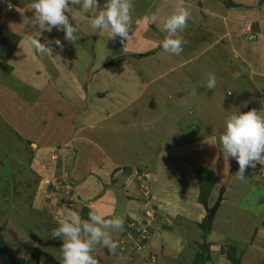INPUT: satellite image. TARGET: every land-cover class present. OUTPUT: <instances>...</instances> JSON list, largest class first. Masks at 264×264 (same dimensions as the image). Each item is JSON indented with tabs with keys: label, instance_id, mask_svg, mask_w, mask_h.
<instances>
[{
	"label": "rangeland",
	"instance_id": "1",
	"mask_svg": "<svg viewBox=\"0 0 264 264\" xmlns=\"http://www.w3.org/2000/svg\"><path fill=\"white\" fill-rule=\"evenodd\" d=\"M229 1V5L226 4L228 0H214L210 3L203 2V0H186V3L218 9L219 3L222 2L223 6L220 7L222 11L235 12L238 15L246 14L245 9L233 11L231 5H234L233 2L247 4L250 0ZM231 1L233 2L231 3ZM33 2L34 0H0V9L3 8L4 11V7L9 6L13 9L7 10L6 14L24 10L25 16L31 17ZM132 2L134 5L131 26L132 39L128 43L127 41L121 43L119 37L114 40L109 39L107 31L101 34L92 33L94 30L91 27V21L98 10L93 9L85 12L81 5H76L72 6L71 12L74 20H71L70 17L71 22L79 28L77 35L80 39L75 44L66 41L64 32L57 31L55 28L51 31L52 36H49L44 25L35 28L31 25H23L36 35L39 34L41 43L51 41L52 43L48 45L52 50L51 53L37 54L34 51L30 54L22 53L17 61L7 64L13 66L12 69L10 65L7 70L3 69L5 74L10 71L9 75L4 76L1 71L3 62L0 63V77L5 85L1 91L3 94H0V234L7 250L17 257H24L25 264H36L37 261L38 264H52L44 256L39 255L35 258L30 256L31 252L36 249L42 250L56 263L63 264L62 240L56 238L53 241V229L48 228L49 223L43 219L36 225H31L32 219H26L18 214L28 212L30 197H33L31 191L35 190L31 189L30 191L31 185L18 183V181L25 178L23 176L25 174H34L29 170V162L32 158L30 155L32 151L27 143L29 140L36 141L37 144L44 143L53 146L61 144L66 131L64 125H69L68 120L74 110V108H70L67 89L77 78L86 86L89 109L97 108L103 114L112 113L113 115L112 119H107L97 126L104 129L105 136L115 138L114 144L118 152L124 148V159L136 163L134 176L138 183L137 186L142 189L139 198L141 199L140 210L144 212L142 216L145 221H153L159 217L156 214L158 210L154 204L153 188L154 190L161 189L160 183L163 181L162 185L166 187V193L161 197L164 206H176L177 200L173 195L178 188L176 186L180 187V182H176L178 176L174 173L168 174L162 180L158 179L157 175L152 176L149 172L144 173V168L146 171L147 169L143 166V161H150L154 164L159 161L163 166L164 162L166 163L172 158L168 167L164 169L168 171L174 167L175 162L179 163V160L175 161L174 159L176 153L174 148L178 146L177 142L182 140L183 133L188 130L189 134H192L191 130L199 128V135L206 137L207 135L204 133L208 131L207 126H203L202 123L205 120L211 121L212 114H217L215 119L218 122L220 117L223 119V112L227 110V106H231L233 111L245 107L248 109L247 111L253 108L258 111L264 110V89L261 91L262 98L255 100L257 84L254 85V83H261L260 81L263 80V78L260 79L261 76H258L259 73L255 69L260 68L264 63V54L257 53L264 49V45H256L250 42L251 38H249L255 33L259 36V42L264 39V26L260 24V28H258L259 18L264 17V9L260 7L261 5L264 7V0L256 3L253 1L254 5L260 9L257 18H254V14L245 18H235L239 23L227 21L226 25L221 19L210 15V12L200 10L198 14L196 9L188 6L192 15L186 29L180 33L186 43L179 55L166 53L161 46L167 35L163 26L164 21L173 13L176 7L174 3H177V0H154L152 3L150 0H132ZM100 9L102 8L100 7ZM153 14L158 17L155 23L150 19ZM219 14L222 15L223 12ZM236 14H231L232 18ZM200 15L203 18H208L211 23L208 26H202ZM147 20L150 21V24H147ZM18 22L19 19H11L9 24L11 23L10 26L15 29ZM7 24L8 22H5V25ZM0 27H2V31L5 29L4 25H0ZM226 28L229 29V36H223L219 41L217 38L224 33ZM42 32L45 35H42ZM0 33L2 32L0 31ZM6 33L4 31V34ZM57 39L63 44L62 49L55 44ZM142 49L148 51L144 56H140V53L136 52V50ZM233 54L236 57L232 59ZM259 55H262V58H259ZM244 56L250 60V66L247 71L242 73L243 70L239 64L240 58ZM231 60H234L233 63ZM154 63H160V65H154ZM169 67L171 70H167ZM207 73H214L217 78L214 90H209L206 87ZM236 73H239L238 78L234 77ZM34 83L44 86L42 88L32 87ZM193 90L196 92L195 95L192 94ZM180 91L192 101L178 102L181 97V93H178ZM168 92L175 93V95L168 98ZM16 96L17 98L22 97L23 100L17 102ZM234 98H239L241 101L231 104ZM247 99H250V102H246ZM17 103L20 106L23 105L22 110L28 103L30 106L28 118L13 116L11 110L16 109ZM197 103L199 106H194ZM215 107L218 112L215 111ZM141 110L143 112H139ZM245 110L242 112H246ZM125 114L131 115L132 118L120 119ZM140 114H145L144 117L150 116V118H141ZM134 115L138 117L133 118ZM53 120L55 123L52 122ZM131 123L134 125L132 126ZM208 133L210 136L212 135V132ZM128 138L129 140L126 142ZM126 143L129 147L126 146ZM202 143L203 140L199 143L195 141L192 148H196ZM160 144L172 149L162 148L163 146ZM179 151L180 149L177 150V152ZM57 153L55 151L51 155L56 156ZM201 155L202 151L199 148L196 149L194 156L200 157ZM51 159L53 160L52 156ZM142 174H145L144 177L141 176ZM44 178L47 181H44L42 191H46V186L51 182L50 176ZM56 179L62 183L59 177ZM254 181L250 184L249 190L244 191L245 195L240 201L242 204L247 201L251 204L257 202V206H261L262 200H264V187L260 188L262 186L256 185ZM49 187L52 188V186ZM61 189L60 185H57V188L53 187L52 189L53 194L49 191L56 204L55 209H60L63 205L67 206L69 202L72 204L74 201L69 195L70 190L67 191L63 188L61 191ZM37 190H41V188H37ZM258 197L260 199H257ZM63 200L67 201L62 202ZM22 207L27 211L21 210ZM245 207L253 209L252 206L245 205ZM169 210L173 211L170 208L165 209L167 214L162 216V221L168 225H174L176 221L174 216L177 213H168ZM223 212L226 214L227 208H223ZM184 214L193 221L187 224L190 233L185 239H189L186 240L189 242L180 244L185 256L181 255L176 260H172V258L170 260L174 264L175 261L189 264L188 257L190 256L191 260H197L198 264H205L201 258L200 260L193 258V251L197 248L196 243L199 244L198 242H200L198 249L203 250L206 241L204 238L202 241L199 240V230L195 226L197 220L192 218L193 215L188 212ZM216 217L221 219L223 216L219 213ZM38 218L35 217L34 220H38ZM205 219H202L203 224L200 225L204 228H201L204 232ZM135 222L140 223L141 221L138 219ZM140 235L138 236L140 239L145 237V227L140 231ZM136 237L135 235L137 240L138 237ZM133 239L131 236L123 235L120 236L119 242L123 240V245L128 244L130 253L136 249L137 256H140V249H143V245L132 249L131 240L133 241ZM192 241L193 243H190ZM226 247H230L232 250L235 248L231 244ZM99 248V246L96 247V251ZM95 258L99 257L95 255ZM99 262L103 264L102 261ZM107 264L114 263L110 259Z\"/></svg>",
	"mask_w": 264,
	"mask_h": 264
},
{
	"label": "crops",
	"instance_id": "2",
	"mask_svg": "<svg viewBox=\"0 0 264 264\" xmlns=\"http://www.w3.org/2000/svg\"><path fill=\"white\" fill-rule=\"evenodd\" d=\"M153 1L154 0H150L151 3ZM205 1L210 3V1L213 2L214 0H203V2ZM253 1L256 3L260 0H250L247 4L231 1L234 5H245L243 6L244 8H231L233 11L236 9H245L246 14L244 15H238L235 12L229 13V11L227 12L226 10L222 11V8H220L223 6L222 2L219 3L218 9L196 6L189 3H186V5L196 9L198 14L200 10L210 12V15L217 19H221L226 25L227 21L239 23L235 18H245L246 16H253V14L254 18H257V13L260 12V9L254 5L255 3ZM174 4L176 5L177 3ZM260 7L264 9L262 5ZM4 8V11L3 8L0 9V25H4L5 27L3 31L1 30L2 27H0V31L2 32L0 33V39L4 37V31H8L19 37V41L7 61L8 63H14V61L19 59L20 54H30V52H35V50L26 45L25 40L27 36L38 38L39 34L36 35L32 30L23 26V20L21 19L26 17L24 10H21V12L20 10H17L18 12L14 14L9 13L8 15V13L6 14V11L13 8L9 6ZM220 12H223V14H219ZM212 13H215L216 15ZM231 14L236 15L232 18L233 15L231 16ZM11 19H19V22L16 23L15 29L10 26L12 25L11 23L9 24ZM200 19L202 21V26H208L211 23L208 18H203L201 15ZM259 19L258 28H260V24L264 26V17H260ZM5 22H8V24L5 25ZM147 24H150L149 20H147ZM262 26L261 28H263ZM41 34L45 35L44 32ZM47 34L52 36V32H48ZM229 34V29L226 28L224 33L217 39L220 41V38L223 36H229ZM249 38H251L250 42L255 43L256 45H264V39L259 42V36L255 33ZM244 40L246 41V39ZM136 52L140 53V56H144L148 53V51L144 49L136 50ZM257 53L264 54V49H261ZM233 55L231 56L232 59L236 57L235 54ZM259 56V58H262V55ZM233 61L234 60H231V63H233ZM0 63L2 64V61H0ZM9 65H7L6 62H3V65L1 66L3 76L10 74V71L6 72V74L3 72V69L7 70V67L10 68L11 65ZM154 65H160V63H154ZM5 66L7 67L5 68ZM239 66L242 67V73H244V71H247L250 66V60H248L246 56L240 58ZM12 67L13 66H11V69ZM167 70H171V68L169 67ZM255 70L259 73L258 76H261L260 79L263 78V80L260 81L261 83H254V85L257 84V94H255L257 98L255 100H258V98H262L261 91L264 89V63L260 68H256ZM4 86L2 77H0V94H3L1 91H3ZM43 86L44 85H38L36 83L32 85V87L37 88H42ZM69 86L70 87L67 89V92L69 93L67 98L71 104L70 108H74V110L69 117V125H64L66 131L61 140L62 142H60L61 144L53 146L45 145L44 143L37 144L36 141L34 142L32 140L27 142L32 151L30 154L32 158L29 162V170L34 172V174L23 175L25 178H21L18 183H25L29 186L31 185L29 188L30 191L31 189L35 190L34 192L31 191L33 197H30V207L28 212L18 213L21 217L24 216L26 219H32V222L30 223L31 225H36L41 220L45 219L49 223L48 228L55 229L59 227V221L72 213H76L81 218L80 214L82 209H86L88 213L91 211L102 214L106 218L119 216L124 221L123 227L110 230L113 240L118 242L119 247L113 252L109 251L107 247L99 246V250H95L96 257H99V260L97 259L98 264H100L99 261H102L103 264H107L110 259L114 264H161V262L162 264H174L170 258L176 260V258L181 255L185 256L181 247L183 244L189 242L186 241L189 239H185L190 233L187 224H189L190 221H193L185 216L184 213L188 212L190 215H193V219L195 218L197 220L195 226L199 230V240L202 241L205 239L206 241L203 250L198 249L200 242H198L199 244L196 243L197 248L193 251V258H199V260L201 258V260L205 261V264H231L225 254V251L231 247L227 248L226 245L231 244L235 247L233 250L230 249L233 251L234 258L238 260L236 264H264V200H262L263 202L261 206H257V202L251 204L247 201L242 204V201H240L245 195L244 191L246 189L249 190L250 184L253 183V180H255L254 183L256 185L262 186L260 188L264 187V171H262L264 165L257 164L255 168H248L245 172V178L243 180L237 179L234 175L238 171L239 165L234 159H229L228 161L224 160L221 152L222 146L219 141L221 134L225 130L226 118L233 112H242L246 107L238 111H233L234 109L231 106H227V110L223 112V119L220 117L218 122L215 119L217 114H212L213 119L211 121L205 120L202 123L203 126H207L208 131L204 133L207 135L206 137H201L199 135V128L191 130L192 134H189L190 132H188V130L184 133L182 132L184 136L180 142H177L178 146L174 148L176 151L174 159L175 161L179 160V163L175 162L174 167L170 170L165 171L164 169L168 167L172 158L166 161V163L164 162L163 166H161L159 161L155 164L150 161H143L142 164L147 169L146 171L144 168V173L149 172L152 176L157 175L160 180L168 174L174 173L178 176L176 182H180V187L176 186L178 188L173 195L177 200V204L176 206L174 205L170 207L164 206V203L162 202L161 197L166 193V187L162 185L163 181L160 183L161 189L154 190L151 185V188H153L154 204L156 205V210H158L156 214H158L159 217H156L153 221H145L142 216L144 212H141L140 210L141 199L139 198L142 189L137 186L138 183L134 176L136 172V163L124 159V148H121V152H118L114 144L115 138L105 136L106 133L103 132L104 129L97 126L98 124L100 125L104 121H107V119H112V113L103 114L101 111H98L97 108L93 110L89 109L86 86L78 78ZM13 93L16 95L15 92ZM178 93H181L178 102L187 103L192 101L182 91ZM167 94L168 98L175 95V93L172 92H168ZM18 95L20 96L19 92ZM16 100L17 102H21L23 98H17L16 96ZM249 100L247 99L246 102ZM240 101L241 99L234 98L231 104H236ZM194 106L198 107L199 104H194ZM22 107L23 105L20 106L17 103V106L15 107L16 109L11 110L13 116L28 118V110L30 106L26 103V108H24V110H22ZM216 108L217 107H215V109ZM247 110L248 109L245 111ZM215 111L218 112L217 109ZM139 112L143 111L141 110ZM144 115L145 114H140V117L150 118V116L144 117ZM136 117L138 116H133V118ZM124 118L130 119L132 116L125 114L121 116L120 119ZM52 122L55 123L54 120ZM131 125L133 126L134 123H131ZM208 132H212V135L210 136ZM129 138L126 142H128ZM201 140H203L202 144L198 145L196 148H192V144L195 141L199 143ZM132 143L133 141L131 142V145ZM6 145L7 142L5 143V146ZM126 146L129 147L128 143H126ZM164 147L168 150L172 149L167 146H163L162 148ZM198 148L202 151L200 157L194 156V152ZM179 149L180 151L177 152ZM55 151L58 152V158L52 160L51 153ZM198 167L211 170L216 177L212 191L207 199L206 206L209 207L212 203L214 205L219 194H221L219 205L212 218L207 219L210 221V225L209 229L205 232L204 230H201L203 227L200 226L203 224L202 219H205L206 212L203 203L198 200V178L196 175V169ZM144 175L145 174H142L141 176L144 177ZM45 176H50L51 178L59 177L61 179V191L63 188L67 191L70 190L69 195L74 200L72 204L69 202L67 206L63 205L60 209H55L56 204L51 197V193H54L52 190L53 188L46 186V191H42V187L44 186L43 177ZM152 180L150 181L152 182ZM37 188H41V190H37ZM257 199H260V197ZM66 201L67 200H63L62 202ZM245 205L252 206L253 209H250V207H247L246 209ZM167 208L173 209V211L169 210L168 213H177L176 216L173 215L174 218H176L174 225H168L162 221V216L167 214V211H165ZM223 208H227L228 212L226 214L223 212ZM21 210L27 211L24 207H22ZM219 213L223 216L221 219H217L216 217ZM35 217L40 218L34 220ZM51 217H55L56 219H52ZM138 219L141 221L140 223L135 222V220ZM143 227L146 228V235L143 239H140L138 236H141L140 231ZM123 235L134 238L133 241L131 240L133 247L130 245L132 249L138 248L139 245H143V249H140V256H137L136 249H133L130 253L128 244L125 243L127 246H125V244L123 245V240L119 242L120 236ZM135 235L138 237H136L137 240L135 239ZM50 241L52 240L50 239ZM53 241H55V239H53ZM38 242H40L39 239ZM181 243L182 245L180 246ZM190 243H193V241ZM188 259L189 264H198L197 260H191L190 256ZM181 263L182 262L179 263L175 261V264Z\"/></svg>",
	"mask_w": 264,
	"mask_h": 264
},
{
	"label": "clouds",
	"instance_id": "3",
	"mask_svg": "<svg viewBox=\"0 0 264 264\" xmlns=\"http://www.w3.org/2000/svg\"><path fill=\"white\" fill-rule=\"evenodd\" d=\"M76 5H81L85 12L98 10L91 21L94 30L92 33L101 34L107 31L109 39L119 37L121 43H128L132 39V0H107L102 9L99 0H34L31 4L33 15L25 17L23 24L33 28L44 25L48 32L53 28L63 31L64 39L75 44L80 39L77 35L79 28L71 22L74 20L71 15L72 6ZM191 15L186 0H177L173 13L163 25L167 32L161 44L164 52L179 55L183 51L186 41L180 33L186 29ZM150 19L155 23L158 17L153 14ZM39 37L27 36L26 45L37 54L51 53L48 45L52 42L41 43ZM127 43L124 44V49ZM55 44L63 48L59 39L55 40ZM206 76V87L214 90L217 85L215 74L207 73ZM234 77L238 78L239 73L234 74ZM192 94H196L195 90ZM219 141L224 160L234 159L237 162L239 168L234 176L243 180L248 168H255L257 164L264 165V110L253 108L246 112L231 113L226 118L225 130ZM51 156L53 160L57 159V155ZM123 224L124 221L119 216L106 218L90 211L88 219L83 220L76 213H72L59 221V227L53 229L52 237L62 240L63 264H98L95 258L96 247H107L109 251L114 252L119 244L113 240L110 230L120 229Z\"/></svg>",
	"mask_w": 264,
	"mask_h": 264
},
{
	"label": "trees",
	"instance_id": "4",
	"mask_svg": "<svg viewBox=\"0 0 264 264\" xmlns=\"http://www.w3.org/2000/svg\"><path fill=\"white\" fill-rule=\"evenodd\" d=\"M107 2V0H99L100 7L103 8V5ZM230 1H228L226 4L229 5ZM19 41V37L17 35H14L12 33H9L7 31L6 34H4V37L0 39V60L2 62H6L8 64V59L12 54V51H14L17 42ZM7 66H5L6 68ZM196 175L198 178V200L202 203H207V199L212 191L213 184L215 182V174L209 170L202 167H198L196 169ZM50 186V185H49ZM53 188V187H52ZM81 218L82 219H88V211L86 209L81 210ZM205 231L209 229L210 221L205 220ZM227 259L230 260L231 264H236L237 259L234 258L233 253L230 248H228L225 251ZM32 255L33 258L35 256H44L47 260H50L52 264H59L56 263L52 258L49 257V255L43 253L42 250H34L31 252L30 256ZM0 264H25L24 257H17L13 254H11L7 247L5 246V243L3 239L1 238L0 234ZM38 264V261L36 262Z\"/></svg>",
	"mask_w": 264,
	"mask_h": 264
},
{
	"label": "water",
	"instance_id": "5",
	"mask_svg": "<svg viewBox=\"0 0 264 264\" xmlns=\"http://www.w3.org/2000/svg\"><path fill=\"white\" fill-rule=\"evenodd\" d=\"M231 6H232L231 8H244L243 6H237V5H231ZM219 200H220V195L212 207H208V206H206L205 203H203V205L205 207V212H206V219L212 218L215 210L217 209V207L219 205Z\"/></svg>",
	"mask_w": 264,
	"mask_h": 264
},
{
	"label": "built area",
	"instance_id": "6",
	"mask_svg": "<svg viewBox=\"0 0 264 264\" xmlns=\"http://www.w3.org/2000/svg\"><path fill=\"white\" fill-rule=\"evenodd\" d=\"M44 181H47V179L44 178ZM49 185L52 186V187H56V188H57V185L62 186L61 182L59 180H57L56 178H51V182L48 183V186ZM147 214H148V212H147Z\"/></svg>",
	"mask_w": 264,
	"mask_h": 264
}]
</instances>
